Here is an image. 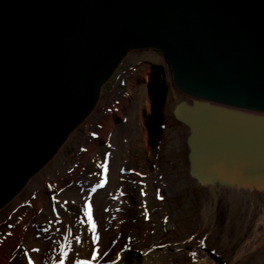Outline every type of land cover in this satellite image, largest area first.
<instances>
[{
	"label": "water",
	"instance_id": "95a60500",
	"mask_svg": "<svg viewBox=\"0 0 264 264\" xmlns=\"http://www.w3.org/2000/svg\"><path fill=\"white\" fill-rule=\"evenodd\" d=\"M151 51L192 101L175 116L198 185L263 191L264 0H0V212L94 114L128 56ZM234 135L251 153L221 167L210 151Z\"/></svg>",
	"mask_w": 264,
	"mask_h": 264
},
{
	"label": "rangeland",
	"instance_id": "374dc122",
	"mask_svg": "<svg viewBox=\"0 0 264 264\" xmlns=\"http://www.w3.org/2000/svg\"><path fill=\"white\" fill-rule=\"evenodd\" d=\"M151 63L161 65L158 78L166 80L169 86L162 105L150 100L145 84H138ZM183 101L186 98L172 88L169 69L159 55L153 52L130 55L105 87L97 112L24 193L0 213L1 240L12 231L10 226L21 227V220L30 212L35 198L46 193L40 208L23 221V239L7 264H20L22 255L35 247L39 248L38 257L43 263L49 244L53 247L50 264H74L75 260L94 264L107 255L110 247L117 246L116 238L119 249L114 256L121 255L128 261L141 259L154 250L176 248L207 255L217 264H264V246L245 259H238L240 250L264 231L261 225L264 198L241 192V208L237 210L234 198L224 200L225 193L228 197L235 193L221 191V198L214 200L210 191L197 187L189 175L190 131L173 115L175 107ZM116 109L120 114L114 115L122 116L124 123L118 124L113 118V126L104 136L106 124L113 116L109 111ZM153 116L162 117L163 122L157 125L164 126L154 138L149 134ZM93 141H97V146L88 153ZM130 158L132 161L124 164ZM105 167L110 178L108 189L94 192L92 189L102 180ZM123 170L141 176H129L124 187ZM49 186L56 190L47 192ZM121 190L126 195L122 197L124 211L111 223L112 216L118 213L115 208L119 207L113 195ZM158 196L165 202L157 201ZM85 200L93 203L94 231L88 228L84 217ZM234 213L236 218H232ZM85 236L90 238L89 247L73 251ZM63 246L69 252L65 259L59 255Z\"/></svg>",
	"mask_w": 264,
	"mask_h": 264
},
{
	"label": "bare ground",
	"instance_id": "6f19581e",
	"mask_svg": "<svg viewBox=\"0 0 264 264\" xmlns=\"http://www.w3.org/2000/svg\"><path fill=\"white\" fill-rule=\"evenodd\" d=\"M113 118L114 117L111 116L109 122H107L106 130L103 133L104 136H107L109 130L112 128ZM149 134H150V136L153 137V135H151L152 134L151 132ZM226 138H229V139H226ZM208 139H210V141H211V137H208ZM150 141H152V140H150ZM251 142H253V140H251ZM217 144H218L217 148H214L210 151L211 152L210 157H215V159L214 158L213 159L216 160V162L221 161V164H218L221 167L222 166L224 167L225 165H226V167L229 166V168L237 166L236 163H230V161H227V159H226V155H227V158L230 156L232 158L236 157L234 151H236L237 157L240 161L244 160L246 158V156L250 155V153H251L250 149H246V148L242 149V150L240 149L241 145H240L239 138L235 135L232 137L223 136L222 138H219L217 140ZM96 146H97L96 141H93V144L89 145V147H88V153H91L95 149ZM219 158H220V160H218ZM131 161H132V159L130 158V160L128 162L127 161L124 162V164L130 163ZM235 171L237 173V171H238L237 168ZM204 175H205L204 178L208 177V179L211 181L212 177H211V171L210 170H205ZM108 186H106L105 190L108 189ZM238 189H239V187H236V190L239 192ZM49 190H47V192ZM180 191H181V188H180ZM45 194L46 193H43L41 196H37V198H35L36 202L32 205L30 212L27 213L28 215L24 216V218H23L24 222H25V220H28L30 218V216H31L30 214L34 210L40 208V204L42 202V199H44L43 197ZM119 194L120 193L114 194V196L119 198ZM117 198H115V199H117ZM165 200L166 199H162V201H164V202H165ZM96 201L99 202V199H96ZM124 205H125L124 201L122 200V202L119 201L116 206H120L121 208H123ZM147 214L148 213H146V215ZM236 216L237 215L234 213L232 215V218H236ZM262 219H263V221H262ZM262 219H261V225H262V228L264 229V217ZM208 221H210V220H208ZM111 222H112V220H111ZM257 227H258V224H257ZM21 228H23V224H21L20 228L17 227L16 229H11L12 231H9V233H8L9 238H7L6 241L4 240L3 244H1V246H0V264H7L10 261L12 253L16 250L19 242L23 239V232H22ZM236 232L238 234V230ZM235 236H237V235H235ZM89 239H90L89 237L85 236V240L84 241L82 240L80 242L82 244H80L79 246L75 245L73 247V251H79L80 249H83L85 247L88 248L89 247L88 246L89 245ZM115 240L117 241V246L114 245V247H112V248L110 247L109 248V254H108L107 258L101 259V260L97 261L95 264H100V263L104 264L107 261L111 262L112 264H217L215 261L210 259L207 255L204 256V255L199 254V256L198 255L196 256L195 254H191L190 251L178 250L176 248H173V250H171V251H169L165 248L161 249V250H154V251H152V253L150 252V254L148 256H143L141 259H136V260L134 259V260L128 261L125 258H123V256H121V255L117 256V257L114 256V254L117 253L116 251L119 249L118 248L119 239L116 238ZM263 246H264V231L262 232V234L260 236L255 238V240L252 239L247 245H245L242 248V250H240V252L238 253L239 254L238 259L239 260L245 259L246 256H248L249 254H253L255 251H257L258 248H261ZM51 247L52 246H50V244L47 245V247L45 249V254L43 255V263H42V261L39 260V257H38V255H39L38 249L39 248L35 247L36 249L34 251H28L27 250L26 253H24L22 255V258L20 260V264H29V261H31L32 264H48L47 262L49 260L50 251L53 248V247L52 248ZM33 254H35V257L33 256ZM193 257H196V259H194ZM79 262L80 261H77V262H75V264H77ZM111 263H109V264H111Z\"/></svg>",
	"mask_w": 264,
	"mask_h": 264
},
{
	"label": "snow or ice",
	"instance_id": "6c2138e0",
	"mask_svg": "<svg viewBox=\"0 0 264 264\" xmlns=\"http://www.w3.org/2000/svg\"><path fill=\"white\" fill-rule=\"evenodd\" d=\"M105 172L107 171V168L105 167ZM95 189H93V191H94ZM86 207L88 208V213H87V215H88V218H89V221L91 222V206L90 205H86ZM82 223H83V221H81ZM91 229L94 231V229H95V225H94V223H92L91 224ZM78 239V238H77ZM65 255H66V253H65ZM96 257L95 256H93V259H95ZM29 264H32V262L31 261H29Z\"/></svg>",
	"mask_w": 264,
	"mask_h": 264
}]
</instances>
